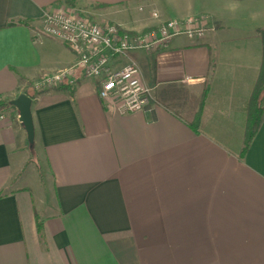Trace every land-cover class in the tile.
<instances>
[{
	"label": "crops",
	"instance_id": "1",
	"mask_svg": "<svg viewBox=\"0 0 264 264\" xmlns=\"http://www.w3.org/2000/svg\"><path fill=\"white\" fill-rule=\"evenodd\" d=\"M66 7L133 32L189 17L210 29L112 61L135 64L146 111L121 114L79 72L32 99L33 147L0 109V264H264V115L241 156L264 0H0V99L77 63L41 30Z\"/></svg>",
	"mask_w": 264,
	"mask_h": 264
},
{
	"label": "built area",
	"instance_id": "2",
	"mask_svg": "<svg viewBox=\"0 0 264 264\" xmlns=\"http://www.w3.org/2000/svg\"><path fill=\"white\" fill-rule=\"evenodd\" d=\"M151 17L158 20L159 14L152 11ZM41 25L43 35L66 45L76 55L77 63L44 74L34 84L35 89L74 86L75 74L79 72L85 78L100 81L98 95L101 99L118 98L121 101L119 111L123 115L146 111L152 89L142 83L135 64L118 68L112 61L126 58L132 52L159 50L178 36L201 42L210 29L203 17H189L164 21L145 31L133 32L120 25L100 24L74 7L45 12Z\"/></svg>",
	"mask_w": 264,
	"mask_h": 264
},
{
	"label": "trees",
	"instance_id": "3",
	"mask_svg": "<svg viewBox=\"0 0 264 264\" xmlns=\"http://www.w3.org/2000/svg\"><path fill=\"white\" fill-rule=\"evenodd\" d=\"M257 35L261 43V63L253 91L246 104V123L241 156H244L248 150V147L258 131L264 115V29H259L257 31ZM40 93L41 89L33 95L28 94V96L31 99H34ZM2 108L9 109L13 107L10 106V101L7 99H0V109ZM41 228V225L38 224V232H41Z\"/></svg>",
	"mask_w": 264,
	"mask_h": 264
},
{
	"label": "water",
	"instance_id": "4",
	"mask_svg": "<svg viewBox=\"0 0 264 264\" xmlns=\"http://www.w3.org/2000/svg\"><path fill=\"white\" fill-rule=\"evenodd\" d=\"M10 105L18 112V121L26 132L27 141L30 147L34 146L35 131L32 119V99L26 94H20L10 101Z\"/></svg>",
	"mask_w": 264,
	"mask_h": 264
},
{
	"label": "rangeland",
	"instance_id": "5",
	"mask_svg": "<svg viewBox=\"0 0 264 264\" xmlns=\"http://www.w3.org/2000/svg\"><path fill=\"white\" fill-rule=\"evenodd\" d=\"M44 37H46V36L44 35ZM33 159H36L34 157V154H33ZM31 162H33V163H31L32 167L28 170V173L29 172L36 173L37 178H39V180L41 181V183H39V185L42 187V191H43V193L45 192L44 195H45V197L47 196L46 199L49 201L50 192L48 190L46 191L47 184L49 181V177L46 175L45 171L44 172L42 171V167L40 164H37V162H34V161H31Z\"/></svg>",
	"mask_w": 264,
	"mask_h": 264
}]
</instances>
